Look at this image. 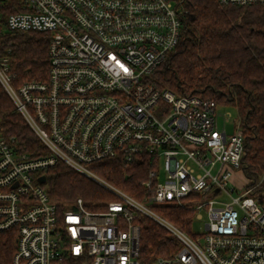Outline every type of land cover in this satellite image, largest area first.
Returning a JSON list of instances; mask_svg holds the SVG:
<instances>
[{
  "label": "built area",
  "instance_id": "1",
  "mask_svg": "<svg viewBox=\"0 0 264 264\" xmlns=\"http://www.w3.org/2000/svg\"><path fill=\"white\" fill-rule=\"evenodd\" d=\"M218 3L264 7V0ZM182 28L174 0H0V40L49 34L44 82L16 85L11 51L0 48V87L47 149L38 157L19 152L0 126V232L15 235L13 264H264V167L257 179L245 176L240 121L220 114L213 99L151 80ZM112 159L150 162L141 199L92 166ZM60 162L114 199L99 210L82 198L61 209L40 181ZM233 171L242 188H228ZM222 192L232 200L215 207ZM169 204L196 211L198 220L206 208L205 231L169 221L158 209ZM138 216L167 229L180 249L143 262Z\"/></svg>",
  "mask_w": 264,
  "mask_h": 264
},
{
  "label": "trees",
  "instance_id": "2",
  "mask_svg": "<svg viewBox=\"0 0 264 264\" xmlns=\"http://www.w3.org/2000/svg\"><path fill=\"white\" fill-rule=\"evenodd\" d=\"M174 1L182 9L181 39L151 80L177 95L210 98L235 109L244 134L242 170L246 177L257 179L264 167V7L225 6L218 0ZM4 37L0 48L11 51L14 83L46 81L50 67L49 34L30 30L10 32ZM0 126L5 135L13 138L17 151L30 157L47 154L46 147L1 87ZM92 166L114 185L142 198L140 180L151 168L147 159L130 164L112 159ZM43 175V186L61 209L82 198L88 209L99 210L114 199L106 189L62 162L44 170ZM158 207L169 221L192 233L196 211L176 204ZM136 222L143 262L170 257L180 249L178 241L154 220L138 216ZM15 251L14 233L0 232V264H13Z\"/></svg>",
  "mask_w": 264,
  "mask_h": 264
},
{
  "label": "rangeland",
  "instance_id": "3",
  "mask_svg": "<svg viewBox=\"0 0 264 264\" xmlns=\"http://www.w3.org/2000/svg\"><path fill=\"white\" fill-rule=\"evenodd\" d=\"M218 111L220 114H224V112H226V111L230 112L232 114L233 120H235V124H239L238 114H237L236 110L233 109L232 107L219 105ZM220 119H221V121L223 120V118H220ZM231 127H232V125H231ZM228 128H230V125L228 126ZM232 174H233L232 179L228 183V188H232V187L237 188V189L242 188L243 184H244L242 174L240 172L238 173L236 171H233ZM231 194L233 196L238 195L237 192H234ZM217 200L220 201L221 203H215L216 204L215 207H220L222 205V203L230 202L232 200V197L230 195L222 192L220 197L217 198ZM200 212L203 214V219H201V220H198L197 218L194 219V222L192 225V232H194L196 234H202L205 231V224L209 220L206 208H204ZM135 223H137L136 220H135Z\"/></svg>",
  "mask_w": 264,
  "mask_h": 264
},
{
  "label": "water",
  "instance_id": "4",
  "mask_svg": "<svg viewBox=\"0 0 264 264\" xmlns=\"http://www.w3.org/2000/svg\"><path fill=\"white\" fill-rule=\"evenodd\" d=\"M40 181H41L42 183H45V181H46V177H45V176H42L41 179H40Z\"/></svg>",
  "mask_w": 264,
  "mask_h": 264
}]
</instances>
